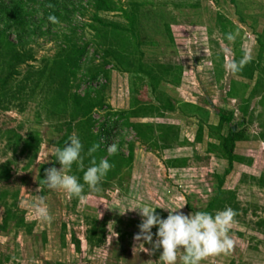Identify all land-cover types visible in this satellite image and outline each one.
<instances>
[{"label": "rangeland", "instance_id": "1", "mask_svg": "<svg viewBox=\"0 0 264 264\" xmlns=\"http://www.w3.org/2000/svg\"><path fill=\"white\" fill-rule=\"evenodd\" d=\"M70 135L84 168L93 144L113 165L97 191L42 181ZM1 167L0 264H159L134 239L140 204L161 218L230 207L232 248L200 264H264V0H0Z\"/></svg>", "mask_w": 264, "mask_h": 264}, {"label": "clouds", "instance_id": "2", "mask_svg": "<svg viewBox=\"0 0 264 264\" xmlns=\"http://www.w3.org/2000/svg\"><path fill=\"white\" fill-rule=\"evenodd\" d=\"M47 19L53 24L57 23L54 15H49ZM226 38L231 41L234 37L227 33ZM227 68L232 73H238L242 68V62H230ZM98 147L97 144H93L87 149L90 160L88 166L84 168V157L81 155L83 145L79 137L70 135L62 147L55 149V161L59 168L49 167L44 170L42 181L45 186L48 189H61L69 197L79 196L85 184L90 190L97 191L102 178L113 167L107 159L100 158L97 161L96 157L92 156ZM106 151L109 156L116 154L117 145L115 143L108 145ZM73 163L84 169L83 183L79 182L75 175L70 174ZM183 206L184 204L162 208L167 210V216L164 218L154 211L160 207L140 204L131 209L138 210L141 217L137 226L139 231L134 235V239L151 244L153 249H160L159 264H176L178 252L182 253L179 256L181 264H200L206 256L226 253L232 248L233 240L228 234L236 215L232 208L225 207L214 213L197 210L184 214L177 211ZM40 216L43 220H51L46 208H41ZM153 226L156 228L154 234L151 231Z\"/></svg>", "mask_w": 264, "mask_h": 264}, {"label": "trees", "instance_id": "3", "mask_svg": "<svg viewBox=\"0 0 264 264\" xmlns=\"http://www.w3.org/2000/svg\"><path fill=\"white\" fill-rule=\"evenodd\" d=\"M106 10L108 7H104ZM99 9H103V7L99 8ZM74 103H73V108L74 110L78 109V104L79 102H81L82 100L79 99L78 97L74 96ZM82 113V112H81ZM87 111H84L82 113V119L81 121H78L77 123V127L84 129L88 126V124L90 123V119L86 118ZM216 114L219 118V122L220 123H226L228 125H230L232 123V113H229L228 111L225 110H221L218 109L216 111ZM83 120V121H82ZM103 133L104 130L106 131V127L102 128ZM241 138V136L239 135V133L237 131H234L232 127L229 128L228 133L226 136L222 137L221 140V147L223 152L225 153L226 159L228 160V164L231 165L232 160H233V149H234V144L237 140H239ZM9 174V171L6 167H1L0 168V178H6ZM95 229H92V233L95 234ZM101 239H98V241ZM77 244V241H76Z\"/></svg>", "mask_w": 264, "mask_h": 264}]
</instances>
